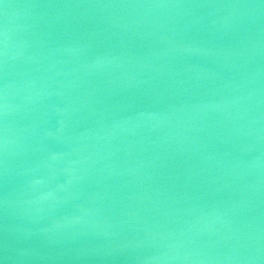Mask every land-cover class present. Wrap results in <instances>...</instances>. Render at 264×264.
<instances>
[{"label": "water", "instance_id": "obj_1", "mask_svg": "<svg viewBox=\"0 0 264 264\" xmlns=\"http://www.w3.org/2000/svg\"><path fill=\"white\" fill-rule=\"evenodd\" d=\"M0 264H264V0H0Z\"/></svg>", "mask_w": 264, "mask_h": 264}]
</instances>
